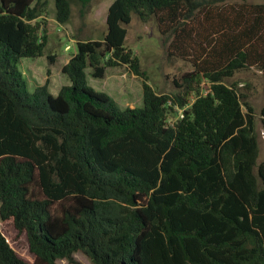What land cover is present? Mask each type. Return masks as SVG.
<instances>
[{
	"label": "trees",
	"instance_id": "1",
	"mask_svg": "<svg viewBox=\"0 0 264 264\" xmlns=\"http://www.w3.org/2000/svg\"><path fill=\"white\" fill-rule=\"evenodd\" d=\"M87 1L54 0L57 21ZM47 2L0 0V218L34 255L0 230V264H78L76 252L93 264H264L256 112L232 80L252 67L264 77V2L114 0L106 33L78 40L56 95L48 81L30 91L17 65L45 53L36 19ZM134 15L155 19L167 56L192 64L178 91L157 92L127 48ZM120 65L143 80L140 109L89 85L88 69L103 78ZM260 113L264 126V103Z\"/></svg>",
	"mask_w": 264,
	"mask_h": 264
},
{
	"label": "rangeland",
	"instance_id": "2",
	"mask_svg": "<svg viewBox=\"0 0 264 264\" xmlns=\"http://www.w3.org/2000/svg\"><path fill=\"white\" fill-rule=\"evenodd\" d=\"M43 12L36 20L41 23L40 37L46 35L47 45L45 53L35 58H22L17 62L24 73V78L30 91L48 81L51 93L58 94L60 88L69 84L68 76L63 67L76 52L78 40L101 39L107 31L106 17L109 6L114 0H88L73 4L72 18L69 23L62 24L55 16L54 0H47ZM260 3L264 0H249ZM127 48L139 58L140 67L148 76V83L159 93H173L179 89L174 84L175 79L192 70L190 62L182 59H170L168 35H163L155 19L142 21L136 15L127 25ZM50 56L55 60L51 61ZM259 71V72H258ZM89 85L97 92L107 94L119 110L127 108H142L143 85L142 78L133 73L128 65L108 67L103 78H95L88 69ZM262 72L252 67L237 72L232 80H237L243 91L249 94V100L255 107L256 131L259 141L258 163L264 161V126L261 121V106L264 102V78ZM247 84H250L249 87ZM245 87H248L246 90ZM194 101L192 98L189 101ZM169 122H175L184 112V108L175 107ZM0 230L6 235L17 253L30 263L34 262V255L29 250L28 240L24 233L15 228L11 220L2 221ZM78 264H93L91 259L82 252L75 253ZM58 264H71L66 259L58 260Z\"/></svg>",
	"mask_w": 264,
	"mask_h": 264
},
{
	"label": "built area",
	"instance_id": "3",
	"mask_svg": "<svg viewBox=\"0 0 264 264\" xmlns=\"http://www.w3.org/2000/svg\"><path fill=\"white\" fill-rule=\"evenodd\" d=\"M211 91L210 81H204L201 88V95H207ZM180 116H183L182 114Z\"/></svg>",
	"mask_w": 264,
	"mask_h": 264
},
{
	"label": "crops",
	"instance_id": "4",
	"mask_svg": "<svg viewBox=\"0 0 264 264\" xmlns=\"http://www.w3.org/2000/svg\"><path fill=\"white\" fill-rule=\"evenodd\" d=\"M259 72V71H258ZM264 78V77H263ZM264 103V102H263ZM263 105V104H262ZM262 107V106H261Z\"/></svg>",
	"mask_w": 264,
	"mask_h": 264
}]
</instances>
